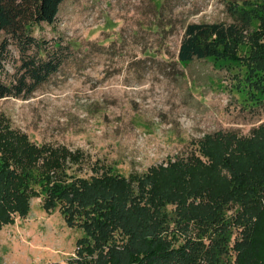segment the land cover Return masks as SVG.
Listing matches in <instances>:
<instances>
[{
    "label": "rangeland",
    "instance_id": "obj_1",
    "mask_svg": "<svg viewBox=\"0 0 264 264\" xmlns=\"http://www.w3.org/2000/svg\"><path fill=\"white\" fill-rule=\"evenodd\" d=\"M160 1L64 0L56 19L35 25L33 34L49 45L61 38L73 49L29 95L0 97V112L32 140L83 149L97 160L96 167L81 170L83 175L102 176L104 170L125 178L146 174L161 188L159 194L175 186L169 200L157 204L148 192L136 195L135 179L133 197L123 206L130 212L131 201L137 200L150 212L158 207L165 219L155 223L148 218L145 225L153 229L146 237L175 246L188 221L180 213L181 204L200 200L181 188L204 184L214 166L201 152L202 145H213L220 133L251 136L264 124V102L240 91H249L243 86L245 64L214 57L178 62L184 26L190 21L231 22L241 5L261 13L264 0H162L159 9ZM260 27V19L253 17L242 28L238 53H246ZM9 49L5 67L11 73L19 53L12 44ZM176 162L184 164L172 165ZM183 195V200L175 199ZM143 234L138 227L131 240ZM84 235L83 228L65 223L58 207L47 212L40 197H32L25 216L16 215L13 223L0 227V264L64 263ZM129 235L119 227L107 240L90 239L89 256L101 264L102 259L124 260Z\"/></svg>",
    "mask_w": 264,
    "mask_h": 264
},
{
    "label": "trees",
    "instance_id": "obj_2",
    "mask_svg": "<svg viewBox=\"0 0 264 264\" xmlns=\"http://www.w3.org/2000/svg\"><path fill=\"white\" fill-rule=\"evenodd\" d=\"M63 1L0 0V97L29 95L59 69L73 49L69 41L57 38L49 45L33 34L35 25L56 19ZM161 6L162 0L159 9ZM261 6L264 8V2ZM253 17L264 27V10L259 13L244 5L235 8L231 22L186 23L178 62L187 65L193 59L208 57L240 61L246 66L243 86H249V91H240L263 103L264 28L254 30L255 39L246 46L244 55L237 51L241 30ZM155 25L157 30L159 24ZM11 44L18 50L19 63L10 73L5 61ZM220 134L213 145H200L201 152L213 160L211 177L204 184L181 188L200 200L192 206L181 204L180 213L188 219L182 220L186 223L184 236L177 238V245L169 246L163 238L146 237L153 229L146 227V220L156 223L165 219V213L158 207L150 212L137 200L131 201L130 212L123 206L133 197L131 184L135 179L139 180L136 195L148 192L157 204L168 201L175 186L159 194L161 188L146 174L125 178L104 170L102 176L83 175L84 167L97 165L83 149L32 140L0 112V227L13 223L16 215L25 216L30 199L40 197L45 211L58 207L67 225L81 227L85 233L76 240L74 254L55 264H101L100 259L95 262L89 256L93 250L90 239L107 240L119 227L131 234L124 258L128 262L112 258L109 263L102 259V264H264V124L248 137ZM218 166L226 173H220ZM175 199L183 200L184 195ZM131 213L137 218L133 220ZM138 227L145 234L131 240Z\"/></svg>",
    "mask_w": 264,
    "mask_h": 264
},
{
    "label": "built area",
    "instance_id": "obj_3",
    "mask_svg": "<svg viewBox=\"0 0 264 264\" xmlns=\"http://www.w3.org/2000/svg\"><path fill=\"white\" fill-rule=\"evenodd\" d=\"M49 264H55V263L53 262V263H49Z\"/></svg>",
    "mask_w": 264,
    "mask_h": 264
},
{
    "label": "crops",
    "instance_id": "obj_4",
    "mask_svg": "<svg viewBox=\"0 0 264 264\" xmlns=\"http://www.w3.org/2000/svg\"><path fill=\"white\" fill-rule=\"evenodd\" d=\"M8 224V223H7ZM10 224V223H9ZM4 225V224H3Z\"/></svg>",
    "mask_w": 264,
    "mask_h": 264
}]
</instances>
